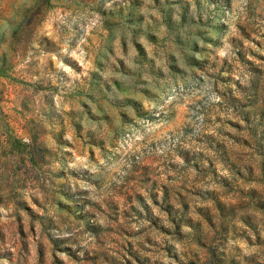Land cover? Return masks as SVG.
<instances>
[{"label":"rangeland","instance_id":"rangeland-1","mask_svg":"<svg viewBox=\"0 0 264 264\" xmlns=\"http://www.w3.org/2000/svg\"><path fill=\"white\" fill-rule=\"evenodd\" d=\"M0 264H264V0H0Z\"/></svg>","mask_w":264,"mask_h":264}]
</instances>
